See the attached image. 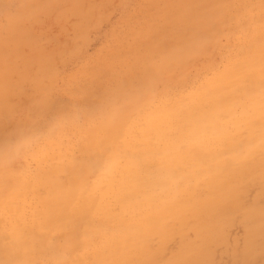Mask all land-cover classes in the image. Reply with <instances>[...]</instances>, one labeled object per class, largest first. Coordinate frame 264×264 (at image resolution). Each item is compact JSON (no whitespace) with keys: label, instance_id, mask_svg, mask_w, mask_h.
<instances>
[{"label":"clouds","instance_id":"obj_1","mask_svg":"<svg viewBox=\"0 0 264 264\" xmlns=\"http://www.w3.org/2000/svg\"><path fill=\"white\" fill-rule=\"evenodd\" d=\"M0 264H264V0H0Z\"/></svg>","mask_w":264,"mask_h":264}]
</instances>
